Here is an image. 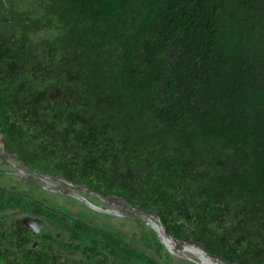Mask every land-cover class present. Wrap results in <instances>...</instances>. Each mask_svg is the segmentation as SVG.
Returning a JSON list of instances; mask_svg holds the SVG:
<instances>
[{
    "label": "trees",
    "instance_id": "1",
    "mask_svg": "<svg viewBox=\"0 0 264 264\" xmlns=\"http://www.w3.org/2000/svg\"><path fill=\"white\" fill-rule=\"evenodd\" d=\"M0 126L264 264V0H0Z\"/></svg>",
    "mask_w": 264,
    "mask_h": 264
},
{
    "label": "flooded vegetation",
    "instance_id": "2",
    "mask_svg": "<svg viewBox=\"0 0 264 264\" xmlns=\"http://www.w3.org/2000/svg\"><path fill=\"white\" fill-rule=\"evenodd\" d=\"M36 145L0 126V264H126L121 245L156 264H195L174 259L128 206L140 207L149 217L148 212H159L113 189H95L61 150ZM170 234L195 239L189 231ZM130 258L127 264L138 257Z\"/></svg>",
    "mask_w": 264,
    "mask_h": 264
},
{
    "label": "water",
    "instance_id": "3",
    "mask_svg": "<svg viewBox=\"0 0 264 264\" xmlns=\"http://www.w3.org/2000/svg\"><path fill=\"white\" fill-rule=\"evenodd\" d=\"M130 215H136L143 219L144 223L151 228L159 242L162 244L165 250H167L171 256L176 260H188L195 264H239L237 261L223 260L219 255L211 253L206 249L199 240L193 238L176 237L168 233L165 229L163 222L159 215L152 212L150 217L141 211L140 207L128 206ZM104 212H111L110 209H102ZM120 215H127L120 211ZM153 216L157 222L152 220Z\"/></svg>",
    "mask_w": 264,
    "mask_h": 264
},
{
    "label": "rangeland",
    "instance_id": "4",
    "mask_svg": "<svg viewBox=\"0 0 264 264\" xmlns=\"http://www.w3.org/2000/svg\"><path fill=\"white\" fill-rule=\"evenodd\" d=\"M123 229H125V228H123Z\"/></svg>",
    "mask_w": 264,
    "mask_h": 264
}]
</instances>
